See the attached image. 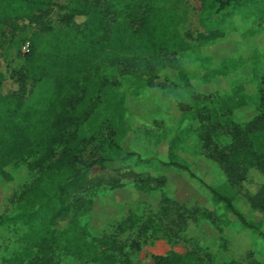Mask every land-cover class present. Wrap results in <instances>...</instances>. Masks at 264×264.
Returning a JSON list of instances; mask_svg holds the SVG:
<instances>
[{
	"label": "rangeland",
	"instance_id": "obj_1",
	"mask_svg": "<svg viewBox=\"0 0 264 264\" xmlns=\"http://www.w3.org/2000/svg\"><path fill=\"white\" fill-rule=\"evenodd\" d=\"M73 1L53 0L55 5L41 23L25 16L0 27V71L4 77L0 95L18 91L16 74L23 65L22 52L27 51L32 32L45 33V27L62 28L69 18L73 30L86 32L89 15L70 17L68 7ZM99 1L106 11L110 2ZM136 1L111 3L110 30L114 22L124 20L127 13L134 11L128 5ZM212 1L171 0L172 10L186 11L181 32L192 48H197L164 55L163 65L153 67L157 70L156 77L151 78L145 70L154 64L151 57L156 58V53L130 60L99 58L87 73L100 75L102 85L91 113L78 118L71 127L84 139L77 165H89L99 157H120L122 162L107 167L91 166L84 184L70 196L69 202L82 197L99 198L98 206L106 209V204L121 200L127 203L126 216L128 209L143 204L139 200L134 203L136 195L132 188L136 181L143 180L150 189L172 190L171 195L185 202L188 208L202 207L199 213L192 214L180 209V204H167V213L154 217L152 210L143 204L144 215L136 227L121 230L116 224L107 228L105 233L124 246L122 253L134 264H154V254L172 251L188 254L200 263L236 259L242 263L264 264V212L249 202L264 183V174L251 169L238 182L217 158L219 152H228L232 143L231 132L227 130L229 123L245 125L261 117L264 128V98L260 101L259 95L254 97L260 83H264V0H235L207 21L203 16L212 8ZM129 62L140 64L142 69ZM36 88L28 79L27 89ZM83 94L82 88L74 91L76 98L80 99ZM191 94L206 95L222 109L216 117V127H210V113L196 106ZM227 96L232 99L225 104ZM205 129L211 131L208 145L204 142ZM35 159L31 157L26 163L9 167V173L18 179L10 192L2 188L0 175V264H41L42 256L32 258L40 247L28 238L29 226L21 219L7 223L2 217L13 215L20 207L21 193L36 185L40 174L26 166ZM174 161L188 165L195 176L218 193L237 196L244 216L254 224L255 230L226 226L228 221L237 218L226 212L215 196L208 198L205 187L189 173L182 176L167 166ZM165 179L167 185L161 186L159 181ZM94 214L106 218L107 212L97 214L95 210ZM44 215V211L37 213L31 217V223L41 225ZM71 215L72 211L63 217H54L50 221L52 228L63 230ZM90 217L91 213L81 216L80 225ZM64 244L65 238H62L59 246H53V259L47 264H82L79 257L60 248Z\"/></svg>",
	"mask_w": 264,
	"mask_h": 264
},
{
	"label": "trees",
	"instance_id": "obj_2",
	"mask_svg": "<svg viewBox=\"0 0 264 264\" xmlns=\"http://www.w3.org/2000/svg\"><path fill=\"white\" fill-rule=\"evenodd\" d=\"M108 1L110 4L107 5L106 11L102 9L99 0L90 2L74 0L68 7L71 11L70 17L75 14L89 15L88 27L84 33L71 28L70 18L66 21L65 28L45 27L43 28L45 33L32 32L28 40V49L22 52L23 65L16 74L18 91L0 95L2 188L10 192L13 182L18 181L9 173V167L15 163H26L31 157L36 159L26 166L40 174L35 181L36 185L21 193L18 200L20 207L16 212L2 217L4 222L14 223L21 219L24 225L29 226L28 238L40 247L32 254V258L42 256L39 258L41 264H47L53 259L55 252L53 246H59L62 238H65V244L60 248L79 257L82 264H134L125 253H122L124 246L105 233L107 228L116 224L121 230L136 227L144 215L143 204L152 210L154 217L166 214L167 204H180L178 205L180 209L183 208L185 212L189 211L192 214L202 210V207L197 209L186 207L185 202L171 195L172 190L148 188L143 180L136 181L132 187L136 195L134 203L139 200L143 204L128 209L126 216L124 214L127 203L121 200L116 201L117 204H106V209L98 206L99 198L82 197L69 202L70 196L84 184L91 166L107 167L111 163L122 162L120 157H99L89 165L82 167L77 165L84 139L76 131L71 130V127L78 118L91 113L92 106L98 99L97 93L102 85V78L100 75L87 74L95 61L99 58L110 59L109 57L130 60L137 56L150 57L156 53V58L151 57L154 64L150 66V70L145 69L153 78L157 72L153 67L163 65L161 58L164 55L174 50L187 51L193 46L182 35L180 28L184 24L186 11L180 13L172 10V6L169 5L171 0H137L134 5H128L134 11L127 13L124 20L114 22L111 30L108 12L111 10V3L118 0ZM234 1L213 0L212 8L207 9L203 16L204 20L213 18L219 9ZM54 5L53 0H0V27L25 16L36 23H41ZM129 63L142 69L140 64ZM28 79L37 85L36 89H27ZM3 80L0 71V88ZM263 84L261 82L259 91L255 96L252 95L254 97L259 95L260 101L264 98ZM80 88L84 94L79 99L75 97L74 91ZM232 96L225 97L229 98L225 104L231 102ZM191 99L201 110L206 108L210 113L208 119L212 117L210 127H216L218 121L216 117L222 109L214 104V100H208L206 95L201 97L199 94H191ZM260 118H253L245 125L229 123L227 130L231 132L232 143L228 152H219L217 155L233 180L238 182L243 181L251 169L264 174V128L260 121L263 118ZM208 130H204L207 135L204 142L207 145L211 141V131ZM167 166L182 176L189 173L192 179H196L205 187L206 195L209 194L208 198L215 196L226 212H231L237 218L228 221L226 226L233 229L238 227L241 230H255L254 224L244 216L237 196L218 193L200 177L195 176L184 163L174 161ZM159 183L161 186L167 185V180H160ZM249 202L251 206L264 212V183L253 197L249 198ZM95 210L97 214L106 211V218L95 215ZM43 211L45 215L41 217L43 219L41 225L31 223V217ZM70 211L72 215L68 225L63 230H54L50 221L56 216L63 217ZM90 213V219L88 218L84 225H80V217ZM99 219H102V224ZM87 235H91L92 238L87 239ZM152 258L154 264H259L257 261L242 263L236 259L200 263L190 255L176 251L164 255L154 254Z\"/></svg>",
	"mask_w": 264,
	"mask_h": 264
}]
</instances>
